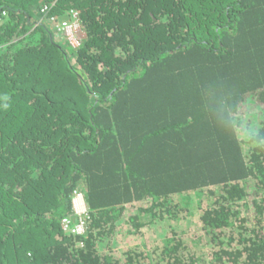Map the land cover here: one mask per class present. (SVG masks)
Instances as JSON below:
<instances>
[{
  "label": "trees",
  "instance_id": "trees-1",
  "mask_svg": "<svg viewBox=\"0 0 264 264\" xmlns=\"http://www.w3.org/2000/svg\"><path fill=\"white\" fill-rule=\"evenodd\" d=\"M0 264H264V0H0Z\"/></svg>",
  "mask_w": 264,
  "mask_h": 264
},
{
  "label": "built area",
  "instance_id": "built-area-1",
  "mask_svg": "<svg viewBox=\"0 0 264 264\" xmlns=\"http://www.w3.org/2000/svg\"><path fill=\"white\" fill-rule=\"evenodd\" d=\"M71 19L69 21L61 20L60 23V30L73 39V42L78 44L79 38L82 35L79 19L76 12H70ZM73 203V210L74 214L72 218H64L62 220L63 229L73 233V234H80L84 230L85 225V217L88 214V210L85 204L84 196L81 191H74V195L72 198Z\"/></svg>",
  "mask_w": 264,
  "mask_h": 264
},
{
  "label": "rangeland",
  "instance_id": "rangeland-1",
  "mask_svg": "<svg viewBox=\"0 0 264 264\" xmlns=\"http://www.w3.org/2000/svg\"><path fill=\"white\" fill-rule=\"evenodd\" d=\"M55 18H52L49 22L50 25L52 26V28L54 29V32L60 33V35H63L64 33L60 30V21H69L71 19L70 15L67 13L64 16H62L59 20H54ZM58 31V32H57ZM63 33V34H62ZM67 37V39L71 42V44L73 46L77 45L75 42H73V39L71 37H68L67 35H64ZM58 37H61L58 35ZM195 225H193L192 223V231L190 233L194 232V229H196V226H198V223L194 222ZM199 232V230H197ZM145 236L140 239L137 238L135 240H132L131 238H127V237H122L121 235L119 236V238L117 239V241L114 243V247L115 248H121V247H126L128 245H130L129 243H133V244H140V242H145L146 245L149 246V244L152 242V240H155V237L157 236V234H153L151 231H145Z\"/></svg>",
  "mask_w": 264,
  "mask_h": 264
}]
</instances>
